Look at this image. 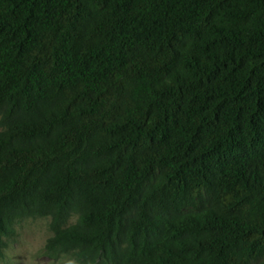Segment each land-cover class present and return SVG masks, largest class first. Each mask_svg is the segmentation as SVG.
Listing matches in <instances>:
<instances>
[{"label":"trees","instance_id":"obj_1","mask_svg":"<svg viewBox=\"0 0 264 264\" xmlns=\"http://www.w3.org/2000/svg\"><path fill=\"white\" fill-rule=\"evenodd\" d=\"M24 218L75 264H264V0H0V257Z\"/></svg>","mask_w":264,"mask_h":264},{"label":"rangeland","instance_id":"obj_2","mask_svg":"<svg viewBox=\"0 0 264 264\" xmlns=\"http://www.w3.org/2000/svg\"><path fill=\"white\" fill-rule=\"evenodd\" d=\"M15 235L7 241L0 264H75L69 256L51 259L42 254L49 235L47 218H24L14 225Z\"/></svg>","mask_w":264,"mask_h":264}]
</instances>
